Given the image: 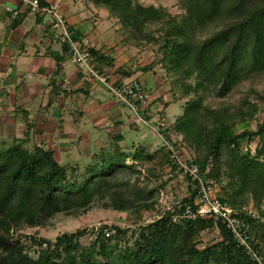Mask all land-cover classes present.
Masks as SVG:
<instances>
[{
  "label": "trees",
  "instance_id": "trees-1",
  "mask_svg": "<svg viewBox=\"0 0 264 264\" xmlns=\"http://www.w3.org/2000/svg\"><path fill=\"white\" fill-rule=\"evenodd\" d=\"M82 1L106 11L119 24L124 45L138 53L155 46L157 61L136 70L145 73L159 64L179 85L185 102L168 131L180 135L200 174L219 185L222 201L231 207L251 203L256 209L250 230L263 254L264 92L256 93L260 101L246 95L227 105L222 99L241 83L264 74V0H177L183 10L178 17L138 0ZM47 6L38 0L35 14ZM70 32L80 40L72 28ZM88 50L94 62L114 68L113 57L101 49ZM130 67H116V77H130L135 72ZM91 83L84 82L83 88L89 91ZM260 112L263 116L252 129L250 122ZM120 137H112L108 148L92 154L82 171L77 163L60 164L52 150L39 145L25 148L17 142L0 149V264H258L221 223L219 240L199 248L197 237L212 228V220L173 223L170 212L154 198L165 185L155 179L165 168L175 169L168 152L162 146L147 151L140 145L128 151L119 144ZM254 139L252 152L248 144ZM142 169L144 182L139 181ZM165 178L169 179L167 174ZM149 181L154 182L152 187ZM96 201L126 213L135 223L144 212L156 214L134 230L110 225L114 232L108 236L103 229L109 226L101 225L86 246L80 243L85 228L63 232L53 241L30 236L36 257L26 252L29 245L13 238L22 227H39L58 212L81 214Z\"/></svg>",
  "mask_w": 264,
  "mask_h": 264
},
{
  "label": "crops",
  "instance_id": "crops-1",
  "mask_svg": "<svg viewBox=\"0 0 264 264\" xmlns=\"http://www.w3.org/2000/svg\"><path fill=\"white\" fill-rule=\"evenodd\" d=\"M29 1L0 0V149L10 147L7 141L25 148L39 145L52 150L60 164L72 165L90 158L91 149L106 148L112 137L121 136V144L123 130L132 128L126 122L127 112L102 85L91 81L89 91L83 88L88 80L68 60L50 27V15H36ZM44 1L59 5L80 40L113 57V69L131 66L135 72L130 77L156 93L158 100L151 108L168 102L151 72L136 70L147 62L140 63L137 50L124 45L122 36H114L120 27L106 11L82 0ZM110 20L118 25L111 29ZM64 79L70 82L67 89L62 88Z\"/></svg>",
  "mask_w": 264,
  "mask_h": 264
},
{
  "label": "built area",
  "instance_id": "built-area-1",
  "mask_svg": "<svg viewBox=\"0 0 264 264\" xmlns=\"http://www.w3.org/2000/svg\"><path fill=\"white\" fill-rule=\"evenodd\" d=\"M30 10L37 12L38 0L28 2ZM7 10H11L7 8ZM13 15L17 11H11ZM51 17L50 27L56 31L57 38L66 47L68 60L73 63L82 79L102 85L115 101L128 111L127 123L135 129L148 128L151 134L161 140V146L168 152L175 165L173 171L167 173V177L185 189L182 197L159 192L157 201L163 211L170 212L171 221L180 223L184 220L208 218L213 222L210 230L201 233L198 239V247L212 244L219 240L218 223H221L235 239L238 246L258 264H263L262 251L259 250V241L250 230L249 220L256 219L257 213L251 203L231 207L221 200L219 185L212 179L200 174L196 164L190 162L183 148L181 137L175 131H168L165 120L159 110H151L152 95L135 77L117 78L113 67L108 64L94 62L89 53L87 41L76 40L70 32V24L57 3L41 9ZM62 88L67 89L70 82L62 81ZM167 129V130H165ZM156 215L155 218H159ZM152 220V219H151ZM150 220V221H151ZM103 229L106 236L114 232L110 228ZM94 228L93 236H96Z\"/></svg>",
  "mask_w": 264,
  "mask_h": 264
},
{
  "label": "rangeland",
  "instance_id": "rangeland-1",
  "mask_svg": "<svg viewBox=\"0 0 264 264\" xmlns=\"http://www.w3.org/2000/svg\"><path fill=\"white\" fill-rule=\"evenodd\" d=\"M143 5H154V6H160L174 17H178L183 14V10L179 7V4L177 0H138ZM102 13H105V11L102 10ZM111 23H113L110 20ZM109 25V23H108ZM118 25L117 23H113L110 27L111 29L116 27ZM211 30L207 29V31ZM116 31V30H115ZM117 33V34H116ZM120 34V35H119ZM122 30L119 28V31L115 32L114 36H121ZM155 46H146L144 50H141L139 53L135 55L137 56V59H140V63L147 62H155L158 59V55L154 53ZM135 50V48H134ZM133 50V53L135 54ZM153 51V53H152ZM141 55V56H140ZM124 57V56H123ZM144 57V58H142ZM142 58V59H141ZM136 59V60H137ZM151 77L155 79V83H159L158 87L161 89L160 92L164 94V98L170 103L168 106L164 107H158L155 108V106L152 107V103L156 102L158 98H154V94L152 95V102L150 109L151 110H160L163 114V119L165 120V123L168 125H171L172 122L175 120V118L181 114L183 109V104L185 102V99L181 97L180 88L179 85H176L173 83V77L171 75H167L166 72L160 68L159 64L155 66V68H152L150 70ZM153 73V74H152ZM190 83L194 84L193 78L190 79ZM254 90V95L251 91ZM264 92V74L259 76H254L250 80L245 81L241 83L239 86H237L228 97L222 99V103H225L227 105L236 104L241 98H243L246 95H250V99H254V101H260L259 98L256 96V93ZM105 96L110 97L107 93ZM161 101V100H160ZM261 103V102H260ZM160 106V105H157ZM125 110V109H124ZM128 114V111L125 110ZM127 114H126V122H127ZM263 114L260 112L256 118L250 122V127L252 129L255 128L256 123L259 119H261ZM128 124V123H127ZM129 125V124H128ZM131 126V125H130ZM171 131H173L171 129ZM241 131V129L239 130ZM124 139L121 142L122 146H126V149L128 151H132L135 145L145 146V149L147 151H153L157 149L159 146H161V140L151 134L150 130L148 128H141V129H133L127 127L123 130ZM8 142V146L14 145L16 142ZM256 139L252 140L251 143L248 144L249 149L253 152L255 147ZM244 145L246 143H243ZM1 145V141H0ZM109 146V145H108ZM108 146L106 148H108ZM184 148V146H183ZM186 150V149H184ZM92 154L98 153L99 150L97 149H91ZM189 155L191 156L190 152ZM90 158H82V162L79 160L73 161L74 163L72 165L65 164L69 167H73L76 163L79 164V170L82 171V169L87 165V163L91 162ZM81 160V159H80ZM142 168V167H141ZM168 168H165L163 172L161 173L160 177L155 179V182L157 184H160L162 182L165 183L164 187H161L157 192L154 193V198L157 200V196L159 195V192H163L165 194L172 193L173 195L179 197H182V195L185 193L184 187L179 184H174V181H171V178H165L167 174ZM164 176V177H163ZM144 177V170L142 169L141 176L139 177L140 182L146 181L143 180ZM130 181H133V178H130ZM154 182L149 181L147 184L148 187H152ZM158 203V202H157ZM156 210V208H155ZM256 210V209H255ZM156 214L155 211L153 212H144L143 217L140 220V222L135 223L131 221L129 218H127L126 213L124 212H118L116 210H112L110 208H105L103 206V202L96 201L93 204H91L86 211H84L81 214L78 215H69L65 214L63 212H58L54 214L52 217L47 219L44 224H42L39 227L34 228H28V227H22L20 230H17L13 233L14 239H20L23 241L27 246L26 252L31 257H36V246L31 245L30 240L28 237L33 236L35 238H44L49 241H53L54 238L58 235H60L63 232H73L76 229H86L85 235L80 239V243L83 246L88 245L90 241L94 238L93 231L95 227H100L101 225H117L120 228H129L130 230H134L136 226L146 223L150 221L153 216ZM130 234V231L128 232ZM201 235V234H200ZM197 237V240L201 236ZM264 250V248H263ZM264 255V252L263 254Z\"/></svg>",
  "mask_w": 264,
  "mask_h": 264
}]
</instances>
